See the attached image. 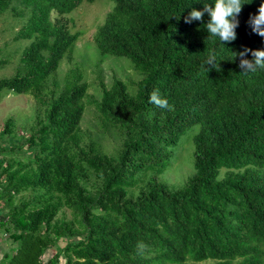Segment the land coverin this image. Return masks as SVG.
<instances>
[{
	"label": "trees",
	"instance_id": "obj_1",
	"mask_svg": "<svg viewBox=\"0 0 264 264\" xmlns=\"http://www.w3.org/2000/svg\"><path fill=\"white\" fill-rule=\"evenodd\" d=\"M84 1L97 0H0V16L12 13L21 24L14 40L25 42L16 72L0 78V102L8 90L38 103L30 135L11 147L28 154L0 161V200L22 196L0 219L18 245L0 264H264V69L242 72L240 57L232 58L264 50L248 24L264 0H242L237 38L228 43L207 37L206 12L185 23L213 0H110L95 44L142 77L134 90L101 79L100 99L78 67L57 80L81 33L53 13ZM244 58L252 60L251 51ZM156 89L171 111L149 102ZM87 102L120 133L114 152L83 129ZM15 127L9 117L1 138ZM187 144L193 171L173 184L164 174ZM64 208L72 218L58 217Z\"/></svg>",
	"mask_w": 264,
	"mask_h": 264
},
{
	"label": "rangeland",
	"instance_id": "obj_2",
	"mask_svg": "<svg viewBox=\"0 0 264 264\" xmlns=\"http://www.w3.org/2000/svg\"><path fill=\"white\" fill-rule=\"evenodd\" d=\"M114 3L110 0H97L95 2L84 1L74 11L60 15L53 13V19H62L72 29L73 32L79 31L81 33L78 39L74 53L73 60L65 58L58 70L57 80L62 84L67 74L72 68L78 67L83 74V81L90 85L88 90L89 95L100 99L102 97V90L100 80L102 79L106 85H111L115 77L123 79L128 83L131 90L136 89L138 81L142 75L138 73L133 64L126 58L114 57L110 55H101L97 45L95 44L94 36L99 25H101L107 14L112 10ZM21 26L20 22L13 16L12 13H7L0 16V60L9 58L7 64H0V78L11 76L16 71L20 52L16 51L25 45V42H16L14 36L16 31ZM52 83V81H50ZM87 108L82 120V127L86 130L93 141L100 144L103 151L112 153L122 143L120 133L108 126L103 125V119L100 116L96 106L92 103H86ZM43 108V107H42ZM44 109V108H43ZM38 110V103L32 94H15L4 91L2 101L0 102V134L5 127V123L9 117H14L16 120L15 134L7 136L2 139L0 136V148L6 147L0 154V161L4 166L7 160L12 155L15 159H24L28 153L17 150L13 153L11 151L12 144L23 145V142L30 135V127L34 122L36 112ZM5 140L4 142H1ZM25 150V149H24ZM193 147L191 144L185 145L182 150L176 155L174 164L164 174L166 180L173 184L180 183L187 180L192 173L191 153ZM2 168L0 167V174ZM5 177L0 178V192L3 191L2 183L5 182ZM3 194V193H1ZM28 197V193L23 194ZM22 196L14 197L11 203L6 200H0V219L2 215L8 212L14 205H16ZM63 211V212H62ZM58 217L66 215L67 218H72L73 214L69 208H64ZM9 225V224H8ZM0 229L1 244L7 245L8 239L6 227ZM13 242V241H11ZM10 243V242H8ZM63 244V243H62ZM18 245H9L10 253L16 252ZM60 249L59 246H54L47 256L53 255ZM62 259V257H61Z\"/></svg>",
	"mask_w": 264,
	"mask_h": 264
},
{
	"label": "clouds",
	"instance_id": "obj_3",
	"mask_svg": "<svg viewBox=\"0 0 264 264\" xmlns=\"http://www.w3.org/2000/svg\"><path fill=\"white\" fill-rule=\"evenodd\" d=\"M213 4H204L203 11H198L193 8L187 17L185 23H191L193 20H202L206 12L210 19L202 27L206 29L207 37H217L219 42H232L237 38L235 29L239 25L237 19L242 11V7L246 3L242 0H213ZM248 24L252 31L261 37H264V3H261L258 8V14L250 15ZM251 51L252 60L245 59L246 53ZM240 57L239 67L244 71H255L257 68L264 69V50H251L245 48L241 52H233V59ZM214 57L206 61L207 65L213 66ZM149 102L155 106L171 111L172 106L169 105L166 99H162L159 95V90H153L149 95Z\"/></svg>",
	"mask_w": 264,
	"mask_h": 264
},
{
	"label": "crops",
	"instance_id": "obj_4",
	"mask_svg": "<svg viewBox=\"0 0 264 264\" xmlns=\"http://www.w3.org/2000/svg\"><path fill=\"white\" fill-rule=\"evenodd\" d=\"M1 241H2V239H1V237H0V263L3 261V255H4V253L5 252H10L11 250L9 249V245H11V241L9 240V239H7V241H6V243H7V245H2L1 244ZM8 242H10V243H8Z\"/></svg>",
	"mask_w": 264,
	"mask_h": 264
}]
</instances>
